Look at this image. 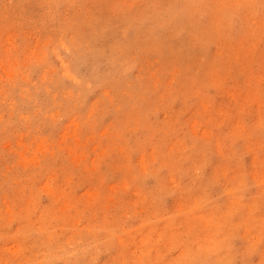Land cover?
Listing matches in <instances>:
<instances>
[{
	"label": "rangeland",
	"instance_id": "rangeland-1",
	"mask_svg": "<svg viewBox=\"0 0 264 264\" xmlns=\"http://www.w3.org/2000/svg\"><path fill=\"white\" fill-rule=\"evenodd\" d=\"M0 264H264V0H0Z\"/></svg>",
	"mask_w": 264,
	"mask_h": 264
}]
</instances>
